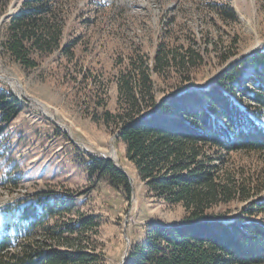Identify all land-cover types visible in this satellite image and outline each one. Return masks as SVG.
Segmentation results:
<instances>
[{
  "label": "rangeland",
  "instance_id": "obj_1",
  "mask_svg": "<svg viewBox=\"0 0 264 264\" xmlns=\"http://www.w3.org/2000/svg\"><path fill=\"white\" fill-rule=\"evenodd\" d=\"M28 1L0 3V90L19 101L11 120L0 113V238L10 233L20 248L28 240L19 209L32 203L40 212L43 204L60 202L70 209L46 215L33 234L73 225L72 236L99 254L100 264H121L147 224L188 216L181 203L149 191L117 128L103 119L106 110L122 111L121 78L137 75L144 62L160 100L201 92L245 58L242 74L250 77L248 59L264 48V0H53L49 17L61 30L58 43L52 51L31 49L36 65L26 67L4 41ZM158 56L171 60L162 71ZM253 116L264 124V116ZM207 152L218 181L234 190L207 210L210 218L236 219L264 200V151ZM97 155L111 157L132 178L131 194L90 173ZM248 219L264 221V212Z\"/></svg>",
  "mask_w": 264,
  "mask_h": 264
},
{
  "label": "trees",
  "instance_id": "obj_2",
  "mask_svg": "<svg viewBox=\"0 0 264 264\" xmlns=\"http://www.w3.org/2000/svg\"><path fill=\"white\" fill-rule=\"evenodd\" d=\"M51 1L29 0L9 25L6 51L26 67L36 65L30 60L31 49L52 51L58 43L61 30L50 22ZM231 15L236 17L234 12ZM189 58L192 61L194 56ZM248 60L250 77L242 74L245 58L201 92L185 90L160 100L144 62L137 75L121 78L122 111L106 110L103 119L117 128L126 157L149 191L170 203H181L188 213L179 223L147 224L144 236L132 242L124 264H264V221L248 219L264 212V200L236 219L210 218L207 212L234 194L218 181L217 165L211 163L207 148L214 153L264 151V125L253 116H264V48ZM170 61L158 56L155 67L162 71ZM180 61L188 62L185 56ZM18 103L0 90L4 121L17 115ZM88 168L131 194V182L113 161L91 156ZM64 209L70 208L60 202L43 204L40 212L32 203L19 209L17 221L27 228L28 241L16 248L10 233L1 237L0 264H100V255L72 236L73 225L47 226L41 238L33 234L49 215Z\"/></svg>",
  "mask_w": 264,
  "mask_h": 264
},
{
  "label": "water",
  "instance_id": "obj_3",
  "mask_svg": "<svg viewBox=\"0 0 264 264\" xmlns=\"http://www.w3.org/2000/svg\"><path fill=\"white\" fill-rule=\"evenodd\" d=\"M99 158H104V159H107V160H111L112 161V158L111 157H106V156H102V155H97ZM115 163V162H114ZM115 165L118 167V168H120L121 169V167L120 166H118L116 163H115ZM122 170V169H121ZM123 172L127 175V177H128V179H129V181L131 182V185H132V178L123 170ZM127 252H126V254H125V256H124V258H123V260H122V262H121V264H124L125 262H126V259H127Z\"/></svg>",
  "mask_w": 264,
  "mask_h": 264
},
{
  "label": "bare ground",
  "instance_id": "obj_4",
  "mask_svg": "<svg viewBox=\"0 0 264 264\" xmlns=\"http://www.w3.org/2000/svg\"><path fill=\"white\" fill-rule=\"evenodd\" d=\"M40 105V104H39Z\"/></svg>",
  "mask_w": 264,
  "mask_h": 264
}]
</instances>
